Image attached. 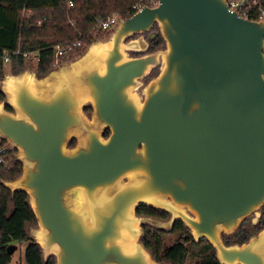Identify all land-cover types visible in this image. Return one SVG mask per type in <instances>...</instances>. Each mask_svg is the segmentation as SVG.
Segmentation results:
<instances>
[{
    "label": "water",
    "instance_id": "1",
    "mask_svg": "<svg viewBox=\"0 0 264 264\" xmlns=\"http://www.w3.org/2000/svg\"><path fill=\"white\" fill-rule=\"evenodd\" d=\"M154 24L164 48L129 56ZM0 90V139L21 164L3 185L27 193L31 236L55 264H164L138 206L169 214L154 226L183 222L219 264H264V227L222 240L264 205V21L226 0H158L43 76L4 74Z\"/></svg>",
    "mask_w": 264,
    "mask_h": 264
},
{
    "label": "trees",
    "instance_id": "2",
    "mask_svg": "<svg viewBox=\"0 0 264 264\" xmlns=\"http://www.w3.org/2000/svg\"><path fill=\"white\" fill-rule=\"evenodd\" d=\"M257 1L264 5V0ZM69 2L73 6L69 7ZM143 2L144 0H0V80L4 75L5 53L9 55L11 74L30 69L38 76H43L54 68L55 47L80 40L83 46L64 55L60 63L75 59L92 41L105 38L100 32L89 35L96 20L113 14L127 19L135 12L134 4ZM153 29L156 30L155 36L145 38L147 52L164 46L156 25ZM31 58L36 61L33 69L28 63ZM157 71V67H154L144 81L156 75ZM3 99L4 95L0 90V101ZM84 111L89 115L91 109L86 107ZM107 135L108 130H104V137ZM74 144L75 140L70 146ZM14 152H10L8 167L0 164V264H10L11 253L7 251V247L14 242H27L24 249L25 264H55V257L46 256L28 231L29 226H36V218L28 203L27 193L11 192L3 185V180H13L21 173V164L15 160ZM144 209L150 217L165 219L168 216V213L159 209ZM263 227L264 205L252 229L247 228L243 222L232 234L222 235L223 243L241 244ZM142 228L141 241L158 262L186 264L194 258L200 261L199 264H219L214 249L206 239L201 238L196 242L181 221H176L170 231L150 224H145ZM167 233L177 235L176 239L166 242L164 239Z\"/></svg>",
    "mask_w": 264,
    "mask_h": 264
},
{
    "label": "built area",
    "instance_id": "3",
    "mask_svg": "<svg viewBox=\"0 0 264 264\" xmlns=\"http://www.w3.org/2000/svg\"><path fill=\"white\" fill-rule=\"evenodd\" d=\"M228 8L230 11L236 12L239 17L256 20V21H264V5L257 0H226ZM144 3V4H143ZM143 3L134 4L133 9L135 12L139 11L142 7H155L158 4V0H144ZM68 6H73L72 2L68 3ZM134 12V13H135ZM121 16L118 14H113L107 16L103 19L96 20L94 26L91 28L89 35H94L98 32L105 33L110 30L121 20ZM83 46L80 40H76L72 43H68L64 46L55 47L53 64L60 63L61 57L68 53H72L76 48H81ZM25 57H28L27 54H24ZM8 53L4 54L3 62H9ZM14 150L10 144L4 142L0 139V164L6 167L9 166V157L11 155V151ZM15 151V150H14ZM15 156V155H14Z\"/></svg>",
    "mask_w": 264,
    "mask_h": 264
},
{
    "label": "rangeland",
    "instance_id": "4",
    "mask_svg": "<svg viewBox=\"0 0 264 264\" xmlns=\"http://www.w3.org/2000/svg\"><path fill=\"white\" fill-rule=\"evenodd\" d=\"M121 20H124V19H121ZM120 20V21H121ZM156 25V24H155ZM116 26V25H115ZM115 26L112 28V30H110V31H108V32H105V33H102L103 35H104V39H107L109 36H110V34L112 33V31H113V29L115 28ZM156 27H157V29H158V26L156 25ZM154 28V26L150 29V31H148V32H146V34L147 33H149V35L150 34H156V30H154L153 29ZM158 32H159V29H158ZM160 33V32H159ZM143 34V33H142ZM136 34V35H132L131 37H130V39H133V38H136V39H139V40H142L143 39V36H144V39H143V42H145L146 43V40H145V34ZM148 38H150L149 36H148ZM164 42V41H163ZM164 48V46L162 47V48H160V49H157V50H155V51H152V52H147V51H145V50H142V51H140V52H133V51H129V56H131V54L132 53H139V54H146V53H148V54H152V53H155V52H157L158 50H161V49H163ZM147 49V48H146ZM139 56V55H138ZM55 57H53V59H54ZM62 58V57H61ZM61 60V59H60ZM54 62V61H53ZM28 63L30 64L29 65V67H31L32 69L34 68V66H35V63H36V61L34 60V59H30L29 61H28ZM60 63H58V64H53L54 65V67H56L57 65H59ZM155 67H157V69H158V65L157 66H155ZM154 68V67H153ZM152 68V69H153ZM152 71V70H151ZM150 71V72H151ZM159 71V70H158ZM158 71H157V73H158ZM150 72H149V74H150ZM3 73L4 74H9L10 73V65H9V63L7 62V63H5L4 62V64H3ZM148 74V75H149ZM148 75H146L145 77H143L142 79H141V86L139 87V90L142 88V87H144L146 84H147V82L152 78V77H154V76H156V75H153V76H151V77H149V79H147L146 81H144L145 79H146V77H148ZM16 154V151L14 152V155ZM137 215V214H136ZM137 216H139V215H137ZM252 216V215H251ZM250 216V217H251ZM139 217H145V216H139ZM148 220L147 221H149L150 223L151 222H153V218H148V217H146ZM155 220V219H154ZM252 220H253V218L252 219H244L240 224H242L243 222H244V225L247 227V228H249V229H252L253 228V222H252ZM146 221V220H145ZM156 222H158V221H156ZM168 221H164V222H160V223H164V224H166ZM147 224H149V223H147ZM37 227V222H36V226L35 227H31V226H29L28 227V231H29V233L31 234V232H32V230H34L35 228ZM158 227V226H157ZM170 226H165V227H161V228H169ZM143 229V228H142ZM235 232V231H234ZM255 234V233H254ZM222 235H226V234H222ZM176 237H177V235H175V234H171V233H167L166 235H165V239L164 240H166V242H172V241H174L175 239H176ZM13 245H14V247H15V249L13 250V252L11 253V262H10V264H25V259H24V249H25V247H26V245H27V242H14V243H12ZM46 255V254H45ZM46 256H48V255H46ZM195 260L196 259H192L191 261H187L186 262V264H195ZM164 264H166V263H164Z\"/></svg>",
    "mask_w": 264,
    "mask_h": 264
},
{
    "label": "flooded vegetation",
    "instance_id": "5",
    "mask_svg": "<svg viewBox=\"0 0 264 264\" xmlns=\"http://www.w3.org/2000/svg\"><path fill=\"white\" fill-rule=\"evenodd\" d=\"M155 25V24H154ZM153 25V26H154ZM152 26V27H153ZM150 33V32H149ZM149 33H143V34H145V37H148L149 36ZM142 34V35H143ZM143 39H144V36H143ZM138 55H141V54H138ZM138 55H135V54H131V56H138ZM144 207H146V206H138L137 208H136V214L137 215H139V216H145V217H148V218H153V221H158V222H166V221H168V219H169V214H168V216H167V218H156V217H150L149 215H147V213H146V211H145V209H144ZM262 208V207H261ZM261 208L259 209V211L257 212V214H253L251 217L249 216L247 219H252L253 218V220H252V224H254V222H256L257 221V218L260 216V210H261ZM155 219V220H154ZM178 221V220H177ZM176 221H174V222H172V224H171V226L169 227V228H164L165 230H167V231H170L171 229H172V226H173V224L175 223ZM147 223H149L150 225H152V226H154V224H152V223H150V222H148V221H146V222H143L142 223V227H143V225H145V224H147ZM199 260L198 259H196L195 260V264H199Z\"/></svg>",
    "mask_w": 264,
    "mask_h": 264
},
{
    "label": "crops",
    "instance_id": "6",
    "mask_svg": "<svg viewBox=\"0 0 264 264\" xmlns=\"http://www.w3.org/2000/svg\"><path fill=\"white\" fill-rule=\"evenodd\" d=\"M33 71V70H32ZM9 74H11V73H9Z\"/></svg>",
    "mask_w": 264,
    "mask_h": 264
}]
</instances>
